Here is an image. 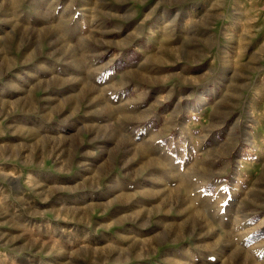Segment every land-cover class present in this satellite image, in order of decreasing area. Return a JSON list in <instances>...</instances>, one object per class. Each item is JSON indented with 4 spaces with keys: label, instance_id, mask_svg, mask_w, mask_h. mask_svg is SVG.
Returning a JSON list of instances; mask_svg holds the SVG:
<instances>
[{
    "label": "rangeland",
    "instance_id": "1",
    "mask_svg": "<svg viewBox=\"0 0 264 264\" xmlns=\"http://www.w3.org/2000/svg\"><path fill=\"white\" fill-rule=\"evenodd\" d=\"M0 264H264V0H0Z\"/></svg>",
    "mask_w": 264,
    "mask_h": 264
},
{
    "label": "bare ground",
    "instance_id": "2",
    "mask_svg": "<svg viewBox=\"0 0 264 264\" xmlns=\"http://www.w3.org/2000/svg\"><path fill=\"white\" fill-rule=\"evenodd\" d=\"M221 196V195H220Z\"/></svg>",
    "mask_w": 264,
    "mask_h": 264
}]
</instances>
